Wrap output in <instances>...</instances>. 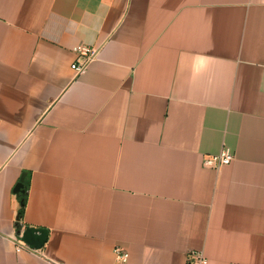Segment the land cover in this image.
<instances>
[{
	"label": "crops",
	"instance_id": "obj_1",
	"mask_svg": "<svg viewBox=\"0 0 264 264\" xmlns=\"http://www.w3.org/2000/svg\"><path fill=\"white\" fill-rule=\"evenodd\" d=\"M192 250L264 264V0H0V264Z\"/></svg>",
	"mask_w": 264,
	"mask_h": 264
},
{
	"label": "built area",
	"instance_id": "obj_2",
	"mask_svg": "<svg viewBox=\"0 0 264 264\" xmlns=\"http://www.w3.org/2000/svg\"><path fill=\"white\" fill-rule=\"evenodd\" d=\"M73 50L79 54L82 59L80 61L73 62L71 68L75 73L80 74L85 71L88 61L95 55L96 50L87 44L80 43L74 46ZM233 159V152L227 146H223L221 150L216 154H206L204 156V165L218 169L223 165L228 164ZM23 247H28L21 239L16 244V250H21ZM116 256L119 260L125 261L127 259V252L121 248H115ZM188 264H205L207 262L204 254L198 250H192L188 253ZM230 264H242V263H230Z\"/></svg>",
	"mask_w": 264,
	"mask_h": 264
},
{
	"label": "water",
	"instance_id": "obj_3",
	"mask_svg": "<svg viewBox=\"0 0 264 264\" xmlns=\"http://www.w3.org/2000/svg\"><path fill=\"white\" fill-rule=\"evenodd\" d=\"M24 173L14 187L15 192L23 191ZM47 229L41 227L25 226L20 234V239L32 248H40L47 238Z\"/></svg>",
	"mask_w": 264,
	"mask_h": 264
},
{
	"label": "trees",
	"instance_id": "obj_4",
	"mask_svg": "<svg viewBox=\"0 0 264 264\" xmlns=\"http://www.w3.org/2000/svg\"><path fill=\"white\" fill-rule=\"evenodd\" d=\"M20 207H19V213H21V211L23 210V206H24V199H20Z\"/></svg>",
	"mask_w": 264,
	"mask_h": 264
}]
</instances>
